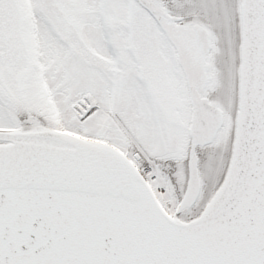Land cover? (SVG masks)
Here are the masks:
<instances>
[{"label": "snow or ice", "instance_id": "1", "mask_svg": "<svg viewBox=\"0 0 264 264\" xmlns=\"http://www.w3.org/2000/svg\"><path fill=\"white\" fill-rule=\"evenodd\" d=\"M0 264H264V0H0Z\"/></svg>", "mask_w": 264, "mask_h": 264}]
</instances>
